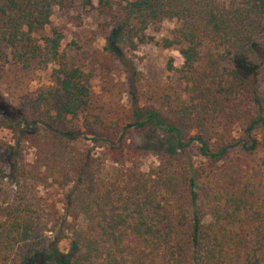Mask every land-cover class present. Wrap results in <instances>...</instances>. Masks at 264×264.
Masks as SVG:
<instances>
[{"label": "trees", "instance_id": "1", "mask_svg": "<svg viewBox=\"0 0 264 264\" xmlns=\"http://www.w3.org/2000/svg\"><path fill=\"white\" fill-rule=\"evenodd\" d=\"M72 1L105 19V51L133 82L128 54L176 49L183 63L168 68L181 92L160 109L134 92L123 115L95 113L93 72L72 66L62 33L49 28L53 9ZM165 22L174 27L156 40L150 32ZM8 69L50 72L16 105L0 97L10 134L0 138V264H264L263 169L246 158L264 127V0H0V83ZM148 125L170 149L137 171L129 136ZM234 130L241 155L225 143ZM97 150L116 169L103 171ZM49 185L68 187L67 253L49 241L40 194Z\"/></svg>", "mask_w": 264, "mask_h": 264}, {"label": "rangeland", "instance_id": "2", "mask_svg": "<svg viewBox=\"0 0 264 264\" xmlns=\"http://www.w3.org/2000/svg\"><path fill=\"white\" fill-rule=\"evenodd\" d=\"M104 24L105 19L98 16L94 10L72 1L65 7L53 9L49 27L62 33L63 45L71 49V65L93 72L92 105L95 107V113L106 120L114 115H123L122 110L128 109L134 92L140 95L144 103H152L160 109L166 96L173 97L181 92L183 85L177 73L168 68L169 63L174 69L183 63L176 49L165 50L160 46L148 44L140 46L133 54H128L127 58L131 59L138 74L137 82H133L123 71L120 62L105 51ZM173 27V22H165L158 32L152 31L150 34L160 40L167 36ZM49 72L50 70H47L24 76L16 73L14 69H8L7 78L0 83V97L16 105L20 96L48 85ZM9 137L7 131L0 129L1 139ZM256 137L260 145L255 153L246 158L263 169V179H256V183H260L263 188V197L264 127L256 131ZM129 141L137 150V154L129 158L130 166L137 171H146L155 166L158 161L156 155L170 149L166 134L151 125L146 126L144 131H132ZM242 141L243 137L234 130L225 143L229 151L241 155L239 148ZM91 145L93 147V144ZM27 151L30 155L26 156V160L31 162L34 151ZM142 151V155L138 154ZM101 153V150H97L96 164L100 165L103 171L116 169L117 166ZM205 185L206 181L201 182L202 187ZM67 188L54 185H49L46 189L40 188V194L48 201L46 211L53 217L51 232L48 234L49 241L56 245L59 253L69 252L72 243L70 220L62 218ZM202 221L205 225L211 222L208 215H204Z\"/></svg>", "mask_w": 264, "mask_h": 264}]
</instances>
